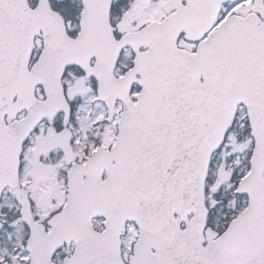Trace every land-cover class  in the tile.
Wrapping results in <instances>:
<instances>
[{"label":"snow or ice","instance_id":"snow-or-ice-1","mask_svg":"<svg viewBox=\"0 0 264 264\" xmlns=\"http://www.w3.org/2000/svg\"><path fill=\"white\" fill-rule=\"evenodd\" d=\"M0 264H264V0H0Z\"/></svg>","mask_w":264,"mask_h":264}]
</instances>
